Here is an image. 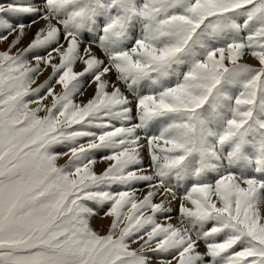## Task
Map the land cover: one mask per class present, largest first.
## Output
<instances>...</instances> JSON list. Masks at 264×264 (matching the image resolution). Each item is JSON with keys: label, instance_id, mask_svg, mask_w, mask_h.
I'll list each match as a JSON object with an SVG mask.
<instances>
[{"label": "snow or ice", "instance_id": "obj_1", "mask_svg": "<svg viewBox=\"0 0 264 264\" xmlns=\"http://www.w3.org/2000/svg\"><path fill=\"white\" fill-rule=\"evenodd\" d=\"M0 264H264V0H0Z\"/></svg>", "mask_w": 264, "mask_h": 264}, {"label": "rangeland", "instance_id": "obj_2", "mask_svg": "<svg viewBox=\"0 0 264 264\" xmlns=\"http://www.w3.org/2000/svg\"><path fill=\"white\" fill-rule=\"evenodd\" d=\"M46 75H47V74H45V76H44V77H41V81H42L44 78H46ZM61 163H63V161H61ZM99 167H101V168H102V167H103V165H99Z\"/></svg>", "mask_w": 264, "mask_h": 264}]
</instances>
